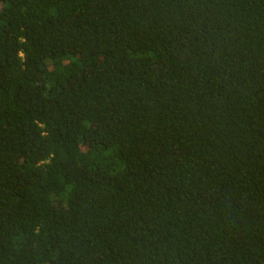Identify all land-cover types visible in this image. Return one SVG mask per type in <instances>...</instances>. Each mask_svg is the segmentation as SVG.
<instances>
[{
	"label": "trees",
	"instance_id": "16d2710c",
	"mask_svg": "<svg viewBox=\"0 0 264 264\" xmlns=\"http://www.w3.org/2000/svg\"><path fill=\"white\" fill-rule=\"evenodd\" d=\"M0 264H264V0H0Z\"/></svg>",
	"mask_w": 264,
	"mask_h": 264
}]
</instances>
